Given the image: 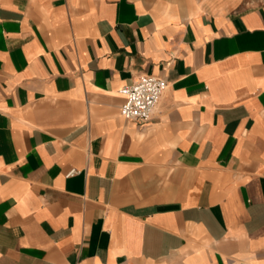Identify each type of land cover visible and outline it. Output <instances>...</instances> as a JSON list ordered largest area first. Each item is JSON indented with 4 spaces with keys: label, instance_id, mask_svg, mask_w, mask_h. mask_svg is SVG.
I'll use <instances>...</instances> for the list:
<instances>
[{
    "label": "crops",
    "instance_id": "crops-1",
    "mask_svg": "<svg viewBox=\"0 0 264 264\" xmlns=\"http://www.w3.org/2000/svg\"><path fill=\"white\" fill-rule=\"evenodd\" d=\"M0 264H264V0H0Z\"/></svg>",
    "mask_w": 264,
    "mask_h": 264
},
{
    "label": "built area",
    "instance_id": "built-area-1",
    "mask_svg": "<svg viewBox=\"0 0 264 264\" xmlns=\"http://www.w3.org/2000/svg\"><path fill=\"white\" fill-rule=\"evenodd\" d=\"M166 81L156 75L140 74L131 83L120 88L125 96L119 112L127 120L146 121L155 112L166 89ZM76 173L73 168L66 175Z\"/></svg>",
    "mask_w": 264,
    "mask_h": 264
}]
</instances>
